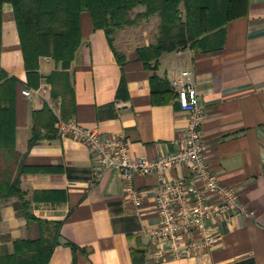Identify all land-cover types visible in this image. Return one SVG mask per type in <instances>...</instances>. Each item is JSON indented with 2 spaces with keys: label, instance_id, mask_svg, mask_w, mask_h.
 <instances>
[{
  "label": "crops",
  "instance_id": "crops-1",
  "mask_svg": "<svg viewBox=\"0 0 264 264\" xmlns=\"http://www.w3.org/2000/svg\"><path fill=\"white\" fill-rule=\"evenodd\" d=\"M81 31V43L68 68L74 107L71 111L65 99L68 117L62 112L63 117L87 128L98 127L103 137L123 135L137 157L155 159L174 152L188 126V115L176 97L154 103L150 78L155 73L172 87L173 72L190 70L206 113L202 133L207 162L222 183L238 189L254 214L219 218L214 226L219 240L210 250L178 260L151 261L149 232L160 220L154 204V174L134 177L133 184L143 196L137 207L126 198L117 170L98 176L86 143L40 125L42 138L29 146L33 112L55 99L47 76L63 68L43 55L38 59L37 83L29 78L13 7L5 2L0 69L16 79L15 144L26 171L20 175L23 196L0 202V256L13 253L14 240L36 238L40 228H46V238L57 241L47 264H264V0H250L247 16L226 24L220 49L202 51L188 45L166 51L154 71L144 66L136 49L154 43L156 30L126 42L117 32L115 48L126 57L122 64L105 31L94 29L87 13L81 16ZM122 78L125 83L120 87ZM42 83L45 91H35ZM26 89L34 91L26 95ZM167 175L185 177L189 168L181 163ZM26 206L45 222L43 227L24 215ZM57 221L61 225L55 234ZM69 242L78 246L76 251Z\"/></svg>",
  "mask_w": 264,
  "mask_h": 264
},
{
  "label": "trees",
  "instance_id": "trees-1",
  "mask_svg": "<svg viewBox=\"0 0 264 264\" xmlns=\"http://www.w3.org/2000/svg\"><path fill=\"white\" fill-rule=\"evenodd\" d=\"M12 4L24 63L30 79H39L38 59L51 56L60 62L63 70L53 71L47 76L52 84V97L62 99V112L68 117L63 101L68 100L71 111L74 107V89L71 86L68 68L78 49L81 38V16L87 13L94 29H103L108 42L120 64L126 57L115 48L114 33L142 19L159 17V30L154 43L139 46L138 58L147 69L154 71L162 53L186 46L202 51L220 49L225 40L226 24L248 14L250 0H0V46L2 32L3 3ZM145 9L136 13L134 8ZM0 202L10 196H23L20 175L26 171L21 163L22 155L16 150L14 124V86L16 79L7 77L0 69ZM151 94L154 103H168L176 97L175 91L155 73L151 75ZM125 80L122 78L120 87ZM34 127L29 146L38 142L42 135L38 127L43 125L51 131L55 115L48 104L33 112ZM26 203V202H25ZM24 215L37 221L41 227L45 222L27 210ZM55 223L58 233L60 221ZM46 228H40L36 238L14 240V251L0 256V264H47L56 244L45 236ZM69 245L74 251L78 248Z\"/></svg>",
  "mask_w": 264,
  "mask_h": 264
},
{
  "label": "built area",
  "instance_id": "built-area-1",
  "mask_svg": "<svg viewBox=\"0 0 264 264\" xmlns=\"http://www.w3.org/2000/svg\"><path fill=\"white\" fill-rule=\"evenodd\" d=\"M171 85L181 110L188 115V126L177 140V150L155 159L134 156L123 135L103 137L98 127L87 128L74 118L65 119L61 98L49 101L56 117L57 133L87 144L98 176L109 169L117 170L124 194L135 206H141L143 196L133 184L134 177L138 174L156 176L153 193L160 220L159 226L149 232L153 246L147 254L154 262L178 260L202 249L210 250L219 240L214 231L219 218L234 213L254 214L242 202L238 189L222 183L207 162V144L202 133L206 113L199 103L192 72L188 69L173 72ZM45 87L42 83L35 91L43 92ZM32 91L26 89L24 93L30 95ZM181 163L188 166L189 175L169 177L167 170Z\"/></svg>",
  "mask_w": 264,
  "mask_h": 264
},
{
  "label": "rangeland",
  "instance_id": "rangeland-1",
  "mask_svg": "<svg viewBox=\"0 0 264 264\" xmlns=\"http://www.w3.org/2000/svg\"><path fill=\"white\" fill-rule=\"evenodd\" d=\"M144 9L145 8L143 6H139L137 8H134L131 12V16L134 17L136 15V13L143 11ZM154 19H156L157 21H155ZM158 21H159V17L154 16L153 18H150V19H142L141 21H139L136 24L124 26L123 28L116 30V32L114 33V35H113L114 43H115V36H116L117 32H120V34H122V38L124 39L125 42H126V40L130 41L134 38L137 39L140 37V35L143 38V36H144V35H142L143 32L147 33V35H149L150 31L153 32L154 30H156V35H157L158 30H159V25H157Z\"/></svg>",
  "mask_w": 264,
  "mask_h": 264
}]
</instances>
